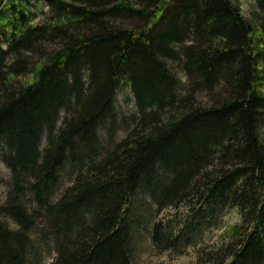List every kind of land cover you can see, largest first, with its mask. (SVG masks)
I'll return each instance as SVG.
<instances>
[{"label":"trees","instance_id":"obj_1","mask_svg":"<svg viewBox=\"0 0 264 264\" xmlns=\"http://www.w3.org/2000/svg\"><path fill=\"white\" fill-rule=\"evenodd\" d=\"M253 5L246 17L234 0H0V264H40L44 239L47 264H132L141 233L180 254L227 208L238 222L197 263L264 264V0ZM122 83L136 116L112 140Z\"/></svg>","mask_w":264,"mask_h":264},{"label":"rangeland","instance_id":"obj_2","mask_svg":"<svg viewBox=\"0 0 264 264\" xmlns=\"http://www.w3.org/2000/svg\"><path fill=\"white\" fill-rule=\"evenodd\" d=\"M240 12L243 16L248 17L251 16V12L254 9L253 0H234ZM35 9V19H38L41 16V11L44 10V6L42 2H36ZM174 70L178 75L181 74L179 71V66L173 65ZM20 80L23 77L19 78ZM202 93H196V96L200 97ZM203 99V96H201ZM201 100V98H199ZM114 109H115V122L113 127V134L111 139L116 140L124 135L126 129L133 125L134 119L136 116V110L133 103L132 95L130 94L128 87L125 83L118 85L114 95ZM63 112V111H61ZM60 112L59 118H61L62 113ZM59 124V119L56 122ZM100 141L103 144L105 142V134L103 129H98ZM44 138H42L43 143ZM1 148V147H0ZM2 149L0 150V153ZM9 180V170L3 163L0 158V202L4 199L5 191L7 188ZM62 183H66L68 178L65 175H62ZM166 210H163L159 213L158 216L162 215ZM239 215L235 208H227L220 218L221 225L218 228H211L207 230L203 236L202 241L195 244L194 246L186 247L185 251L180 254H174L168 251H155L152 249L150 241L148 237L141 233L139 238L137 239V246L135 247L133 262L132 264H198L196 261V249H199L200 246L204 247L207 245H211L217 240L221 238L220 232L223 230V227L227 225L238 222ZM5 221L8 225H13L12 221L9 218H5ZM36 235L33 233L32 237L34 238ZM44 239L40 245H37V248H40V264H47L51 257L53 256V251L49 248V245L44 242ZM39 242V240H38Z\"/></svg>","mask_w":264,"mask_h":264}]
</instances>
